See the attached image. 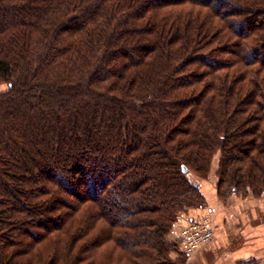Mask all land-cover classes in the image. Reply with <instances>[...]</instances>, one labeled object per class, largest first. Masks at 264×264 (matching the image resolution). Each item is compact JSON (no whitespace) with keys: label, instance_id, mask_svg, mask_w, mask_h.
Returning <instances> with one entry per match:
<instances>
[{"label":"trees","instance_id":"trees-1","mask_svg":"<svg viewBox=\"0 0 264 264\" xmlns=\"http://www.w3.org/2000/svg\"><path fill=\"white\" fill-rule=\"evenodd\" d=\"M1 84L0 264H186L217 156L264 195V0H0Z\"/></svg>","mask_w":264,"mask_h":264},{"label":"crops","instance_id":"crops-1","mask_svg":"<svg viewBox=\"0 0 264 264\" xmlns=\"http://www.w3.org/2000/svg\"><path fill=\"white\" fill-rule=\"evenodd\" d=\"M215 170L206 179L195 176L192 180L200 187L206 204L183 215L173 230L178 234L192 220L210 219L214 239L187 256L186 264H264V195H232L222 200Z\"/></svg>","mask_w":264,"mask_h":264},{"label":"built area","instance_id":"built-area-1","mask_svg":"<svg viewBox=\"0 0 264 264\" xmlns=\"http://www.w3.org/2000/svg\"><path fill=\"white\" fill-rule=\"evenodd\" d=\"M214 230L211 228L209 217L205 216L199 220H192L180 228L176 240L180 249L187 256L198 252L204 245L214 239Z\"/></svg>","mask_w":264,"mask_h":264},{"label":"rangeland","instance_id":"rangeland-1","mask_svg":"<svg viewBox=\"0 0 264 264\" xmlns=\"http://www.w3.org/2000/svg\"><path fill=\"white\" fill-rule=\"evenodd\" d=\"M7 89H8V87H7L6 84H1V85H0V93L7 91ZM218 166H219V163H218V156H217V157H215V160H214V162H213V166H212V169H211L209 175L212 174L214 168L216 167L215 175H216V177H217V169H218ZM195 176H196V175L190 173V174H189V179H190V180H194V179H196ZM197 178H200V177L197 176ZM200 179H201V178H200ZM217 179H218V177H217ZM176 230H177V229H176ZM177 231H178V230H177ZM173 232H175V231H173ZM176 237H177V232L172 233V238H171V240H173V239L175 240ZM172 256H173L174 258H176V254H173Z\"/></svg>","mask_w":264,"mask_h":264},{"label":"water","instance_id":"water-1","mask_svg":"<svg viewBox=\"0 0 264 264\" xmlns=\"http://www.w3.org/2000/svg\"><path fill=\"white\" fill-rule=\"evenodd\" d=\"M184 172H187V169L186 168H184Z\"/></svg>","mask_w":264,"mask_h":264}]
</instances>
